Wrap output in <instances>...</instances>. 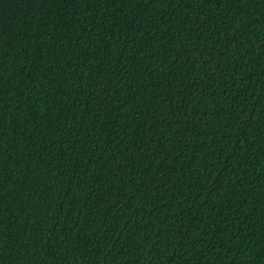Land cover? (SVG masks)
Instances as JSON below:
<instances>
[{"label": "trees", "instance_id": "16d2710c", "mask_svg": "<svg viewBox=\"0 0 264 264\" xmlns=\"http://www.w3.org/2000/svg\"><path fill=\"white\" fill-rule=\"evenodd\" d=\"M0 264H264V0H0Z\"/></svg>", "mask_w": 264, "mask_h": 264}]
</instances>
